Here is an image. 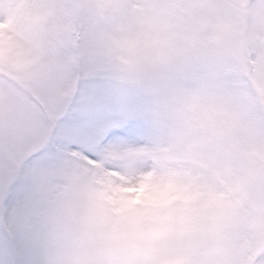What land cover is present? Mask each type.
Wrapping results in <instances>:
<instances>
[{
	"label": "snow or ice",
	"instance_id": "6c2138e0",
	"mask_svg": "<svg viewBox=\"0 0 264 264\" xmlns=\"http://www.w3.org/2000/svg\"><path fill=\"white\" fill-rule=\"evenodd\" d=\"M0 264H264V0L0 13Z\"/></svg>",
	"mask_w": 264,
	"mask_h": 264
},
{
	"label": "clouds",
	"instance_id": "9594fccd",
	"mask_svg": "<svg viewBox=\"0 0 264 264\" xmlns=\"http://www.w3.org/2000/svg\"><path fill=\"white\" fill-rule=\"evenodd\" d=\"M38 2L39 0H18V3H14L13 0H0V13L19 7L22 18H27ZM71 15V11H49L47 14L48 19L56 23H64Z\"/></svg>",
	"mask_w": 264,
	"mask_h": 264
}]
</instances>
